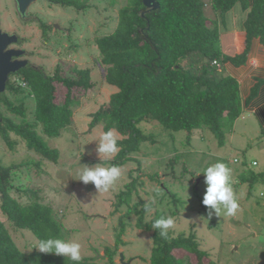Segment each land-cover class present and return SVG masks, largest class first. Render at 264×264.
Segmentation results:
<instances>
[{
    "label": "rangeland",
    "instance_id": "obj_1",
    "mask_svg": "<svg viewBox=\"0 0 264 264\" xmlns=\"http://www.w3.org/2000/svg\"><path fill=\"white\" fill-rule=\"evenodd\" d=\"M125 1L76 0L77 4H86L85 8L77 9L69 5L45 7L40 0L31 6L30 19L24 24L16 17L14 1L0 0V26L3 31L16 30L13 33L23 36L19 47L27 50L25 58L30 64L42 67L47 74L59 66L65 75L75 67H89L94 83L87 92L77 93L79 103L73 107V124L59 136L43 135L48 146L58 150L56 163L27 149L24 141L10 150L0 136V164L13 165L7 186L9 195L21 204L35 198L50 205L54 218L61 224L60 236L77 240L82 245V257L99 264H109L105 248L114 250L122 221V243L117 247L114 262L121 264L120 252L129 264H144L148 260L152 231L136 228V215H126L135 203L140 208L149 206L145 220L152 219L155 213L173 218L174 227L168 230L173 236L195 232L201 249L208 253L204 262L264 264V182L250 184L240 180L242 175L264 170V137H260L259 125L252 117H245L246 113L240 114L244 116L242 120L239 116L229 124L223 146H218L215 136L204 128L194 129L189 136L184 130L166 129L157 122H141L139 127L149 139L130 154L134 160L120 166L122 176L108 191H98L91 182L85 184L79 179L84 165L93 166L107 160L96 151L102 124L89 129L90 113L105 103L116 87L103 79L95 41L115 28L118 10ZM44 7L42 11L40 8ZM17 22L25 25L22 30L17 28ZM42 22L48 25L46 32L42 30ZM17 77L11 75L10 80ZM65 91L58 85L57 101L63 98ZM5 97L15 104L23 101L27 118H30L34 103L31 95L6 90ZM0 112L14 122L20 120L2 103ZM217 160L232 169V187L239 202L235 216H227L223 208L219 214L208 215L209 209L202 203L205 192L202 171ZM133 180L131 193L124 197L127 202L119 201L117 194L125 192L126 184ZM26 188L35 192V196L23 193ZM0 220L16 246L29 254L30 261L44 254L35 248L38 239L34 233L15 229L1 211ZM173 253L180 256L185 252L175 250ZM191 259L195 261V256Z\"/></svg>",
    "mask_w": 264,
    "mask_h": 264
},
{
    "label": "trees",
    "instance_id": "obj_2",
    "mask_svg": "<svg viewBox=\"0 0 264 264\" xmlns=\"http://www.w3.org/2000/svg\"><path fill=\"white\" fill-rule=\"evenodd\" d=\"M157 1L159 7L142 16V0H126L118 10L115 28L95 41L99 52L97 62L103 66V79L115 86L116 91L90 113L89 129L101 123L103 131L113 128L121 136L119 152L110 161L103 160L104 164L121 166L134 160L130 154L149 139L139 127L141 122H157L166 129L184 130L189 136L194 129L204 128L215 136L218 146H223L229 124L232 125L242 111L238 82L231 76L220 75L212 63L221 58L219 37L216 27L204 15L203 2ZM237 1L244 0H211V4L214 9L225 12ZM51 2L77 9L86 7V4H77L76 0ZM42 26L46 32L48 25L43 23ZM253 38H259L264 44V0L252 1L246 21V49L232 58L233 63L245 61ZM91 72L89 67H75L65 75L57 66L53 73L47 74L40 66L28 65L13 73L25 87L21 90L20 84L16 86L14 79H9L7 90L27 92L34 103L28 119L23 101L15 104L6 97L0 98L6 109L20 118L18 122L7 117L0 121V135L8 148L13 150L17 143L24 141L27 149L56 163L58 150L49 147L43 135L59 136L73 124V107L79 103L77 93H85L94 86ZM58 85L66 91L57 101ZM260 137H264V129L260 131ZM1 168L9 175L13 165ZM240 180L250 184L264 182V170L242 175ZM8 183L7 180L0 184V211L12 226L31 231L38 242L48 236L61 237V224L54 218L53 208L35 198L26 204L19 203L9 195ZM131 184L135 185L134 180L126 184L125 192L117 194L119 201L127 202L124 197L131 193ZM23 193L35 196L31 189L26 188ZM130 207L126 215H136L135 227L152 231V248L144 264H214L211 260L203 261L208 253L201 249L195 232L173 236L168 231V237L164 238L159 229L152 227L153 221L163 216L162 213H155L152 219L145 220L149 206L140 208L135 203ZM122 223L114 250L105 248L109 264H116L114 256L122 243ZM175 250L185 253L176 256ZM191 256H195V261ZM33 261L35 264H73L54 253L37 255L30 261L29 254L16 246L0 220V264H31ZM80 264L99 263L84 257Z\"/></svg>",
    "mask_w": 264,
    "mask_h": 264
},
{
    "label": "clouds",
    "instance_id": "obj_3",
    "mask_svg": "<svg viewBox=\"0 0 264 264\" xmlns=\"http://www.w3.org/2000/svg\"><path fill=\"white\" fill-rule=\"evenodd\" d=\"M118 139L113 128L101 132L96 147L99 157L102 155L110 161L120 150ZM202 173L205 184L202 203L209 209L208 215L219 214L223 208L227 216H235L239 210V202L232 187V169L222 160H217L206 166ZM121 176V167L114 164L107 166L102 163L93 166L84 165L79 172V179L85 184L91 182L98 191H108ZM174 223L173 218L161 216L153 221L152 227L159 229L160 236L167 238L168 230L174 227ZM35 248L42 253L64 256L73 264H80L83 259L82 245L77 240L48 236L41 238Z\"/></svg>",
    "mask_w": 264,
    "mask_h": 264
},
{
    "label": "crops",
    "instance_id": "obj_4",
    "mask_svg": "<svg viewBox=\"0 0 264 264\" xmlns=\"http://www.w3.org/2000/svg\"><path fill=\"white\" fill-rule=\"evenodd\" d=\"M201 1L204 2L205 17L218 31L221 58L217 59V71L222 76L236 79L242 103L241 114L252 117L261 131L264 129V44L259 38H253L245 61L241 64L232 62L234 56L246 49V21L253 0L237 1L225 12L214 9L211 0ZM240 118L242 120L244 116Z\"/></svg>",
    "mask_w": 264,
    "mask_h": 264
},
{
    "label": "water",
    "instance_id": "obj_5",
    "mask_svg": "<svg viewBox=\"0 0 264 264\" xmlns=\"http://www.w3.org/2000/svg\"><path fill=\"white\" fill-rule=\"evenodd\" d=\"M36 1L37 0H14L15 9L21 17H24L27 14L29 6ZM142 3L144 6V9L141 11L142 16L159 7L157 0H142ZM17 41V34H10L3 31L0 26V94L5 91L9 76L29 65L27 58H20L25 54V50L12 47ZM119 261L121 264H129V262L124 261L122 252L119 253Z\"/></svg>",
    "mask_w": 264,
    "mask_h": 264
},
{
    "label": "flooded vegetation",
    "instance_id": "obj_6",
    "mask_svg": "<svg viewBox=\"0 0 264 264\" xmlns=\"http://www.w3.org/2000/svg\"><path fill=\"white\" fill-rule=\"evenodd\" d=\"M14 0H12V2H13ZM37 1H40V0H37ZM36 1V2H37ZM42 1H44L43 3L45 4V7H51V5H61L60 3H54V2H51V0H42ZM35 2V3H36ZM35 3H33L32 5H30L29 6V8H28V10H27V14L24 16V17H21L19 14H18V12H17V10L15 9V13H16V17H18L19 18V20L21 21V23H24V24H26V22H27V20L28 19H30V16H29V9L31 8V6H33ZM13 5H14V8H15V4H14V2H13ZM45 7L44 8H40V9H42V11H44L45 10ZM36 19V18H35ZM39 19V18H38ZM24 21H26V22H24ZM1 23V22H0ZM18 24H17V28H19V29H21L22 30V28L25 26V25H23V24H21L20 22H17ZM44 22H42L41 23V26H42V24H43ZM22 25V26H21ZM55 26V25H54ZM22 27V28H21ZM42 30H43V27H42ZM13 32H16V30H14V31H10V30H8V33H13ZM27 33V32H26ZM20 35V34H19ZM18 36V35H17ZM22 35H20V36H18V41H17V43H15V44H13V45H15L16 47H18V48H20L19 47V44H21V39H22ZM23 49V48H22ZM25 50V49H24ZM26 54H27V50H25V54L24 55H22L20 58H24V57H26ZM29 65H32V64H30L29 63ZM12 76L13 75H15V74H11ZM10 75V76H11ZM10 76H9V79H10ZM9 79H8V81H9ZM8 81H7V83H8ZM14 81L17 83V85L16 86H18V84H20V89L21 90H23V88L25 87V84L24 83H22L20 80H19V78L17 77V78H14ZM7 90V84H6V89H5V91ZM5 91H3L1 94H0V98H2V97H4V92ZM19 93H23V92H20L19 91ZM0 103H2L3 104V101H2V99H0ZM3 106H4V108L6 109V107H5V105L3 104ZM5 116H3V115H1V112H0V121H2L3 120V118H4ZM1 136V135H0ZM2 167H6V166H2ZM8 167V166H7ZM10 172V171H9ZM9 176L10 175H7V172L5 171V170H2V168H1V164H0V184H4L5 182H7V180H8V182H9ZM0 196H1V192H0Z\"/></svg>",
    "mask_w": 264,
    "mask_h": 264
},
{
    "label": "built area",
    "instance_id": "obj_7",
    "mask_svg": "<svg viewBox=\"0 0 264 264\" xmlns=\"http://www.w3.org/2000/svg\"><path fill=\"white\" fill-rule=\"evenodd\" d=\"M212 63H213V64H217L218 62H217V60H213V62H212ZM234 161H236V159H234ZM252 164H253V165H255V164H256V162H255V161H253V162H252Z\"/></svg>",
    "mask_w": 264,
    "mask_h": 264
}]
</instances>
